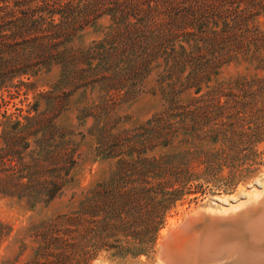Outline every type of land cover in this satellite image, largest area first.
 I'll return each mask as SVG.
<instances>
[{
  "label": "trees",
  "instance_id": "16d2710c",
  "mask_svg": "<svg viewBox=\"0 0 264 264\" xmlns=\"http://www.w3.org/2000/svg\"><path fill=\"white\" fill-rule=\"evenodd\" d=\"M263 1L0 0L4 103L22 96L29 100L34 76L53 66L61 69L53 90L36 95L28 114L22 115L24 121L0 133V195H17L35 204L64 193L78 144L57 119L77 92L84 101L91 96L78 111L83 126L93 118L88 134L96 153L116 159L110 185L99 184L84 194L76 209L29 229L36 246L20 264H85L108 238L122 231L134 233L129 229L137 222L143 238L138 251L147 238V243L155 238L165 209L201 175L178 154L148 157L151 148L171 145L180 137V127L162 126L167 112L146 128L152 134L139 139L137 129L130 133L119 127L117 106L143 93L152 74L159 77L169 106L183 103L189 89L199 93L210 67L223 65L236 51L258 42L250 39V19ZM102 18L109 22L104 36L86 46L75 45L82 32ZM41 99L46 101L44 110ZM210 163L203 175L217 169ZM16 176L28 181H6ZM2 228L0 224V239L6 235Z\"/></svg>",
  "mask_w": 264,
  "mask_h": 264
},
{
  "label": "rangeland",
  "instance_id": "374dc122",
  "mask_svg": "<svg viewBox=\"0 0 264 264\" xmlns=\"http://www.w3.org/2000/svg\"><path fill=\"white\" fill-rule=\"evenodd\" d=\"M261 6L263 8L256 9L250 19L252 31L249 35L253 37L250 39L258 42L245 46L248 49L236 51L234 57L223 65L210 67L199 93L195 88L189 89L182 95L183 103L169 106L159 86V77L152 74L146 80L143 93L117 106V115L121 119L119 127L129 129L130 133L137 129L139 139L152 134V131L146 132V128L154 125V119L163 118L162 113L167 112L162 126L175 124V127H180L176 132L180 137L171 145L151 148L148 157L178 154L177 157L180 156L185 165L189 164L201 177L188 182L168 205L155 238L148 243L147 238L142 245L143 250L138 251L143 238L138 235L142 226L137 222L134 228L129 229L134 233L122 231L108 238L107 244L85 264H171L160 249L165 241L164 231L169 229L173 220L182 222V226L186 223V216L195 211H220L231 204L251 203L259 196L258 190L254 189L264 190V1ZM108 24L107 18L100 19L82 32L75 45L86 46L102 38ZM60 74V67L53 66L34 76L31 79L34 88L28 96L29 100L22 96L8 99L10 102L5 104L0 93V133L10 131L17 121L23 122L22 115L28 114L36 95L53 90ZM200 96H203L200 100L188 101ZM90 98L87 96L84 101L77 92L57 119V124L72 133L68 137L78 144L77 160L70 167L64 193L49 202L39 201L35 204L17 195H0V224L6 233L0 239V264L26 262L36 246L29 231L31 227L76 209L84 194L99 184L110 185L116 170V159L96 153L95 143L88 134L93 118H88L83 126L79 117V108ZM45 108L46 101L41 99L40 110ZM194 127L198 130H193ZM182 137H189L190 141L180 143ZM2 141L0 139L1 144ZM216 153L220 154L213 157ZM210 162L216 163L217 169L210 175H203ZM12 180L28 181L18 176L6 181ZM260 242H264V239ZM252 244L257 245L253 241Z\"/></svg>",
  "mask_w": 264,
  "mask_h": 264
},
{
  "label": "bare ground",
  "instance_id": "6f19581e",
  "mask_svg": "<svg viewBox=\"0 0 264 264\" xmlns=\"http://www.w3.org/2000/svg\"><path fill=\"white\" fill-rule=\"evenodd\" d=\"M254 190H258L259 196L255 197L256 201L248 199L252 204L245 201L224 206L220 211L201 210L186 216L187 220L194 216L185 221L187 226L201 213L224 218H211L208 221L210 227L200 241L196 242L194 235L182 234V222L173 220L169 229L164 231V251L160 252L169 258L171 264H264V242H260L264 239V190L259 191L257 187ZM216 225H221V229Z\"/></svg>",
  "mask_w": 264,
  "mask_h": 264
},
{
  "label": "water",
  "instance_id": "95a60500",
  "mask_svg": "<svg viewBox=\"0 0 264 264\" xmlns=\"http://www.w3.org/2000/svg\"><path fill=\"white\" fill-rule=\"evenodd\" d=\"M211 218H215L218 220L224 219V218H220V216H212L209 215L207 213H201V215H199L198 217H195V219H191V222L189 223V225L187 226V224H183V226L181 227V233L185 234H189V236H195V240L196 242L199 240H201L202 236L204 235V233L206 232V230L208 229V227H210V223L208 222ZM216 226H221V225H216ZM221 229V227H219ZM195 242V241H194ZM164 247L161 246V250H163ZM164 251V250H163ZM235 259V258H234ZM225 263V262H224ZM222 263V264H224Z\"/></svg>",
  "mask_w": 264,
  "mask_h": 264
}]
</instances>
